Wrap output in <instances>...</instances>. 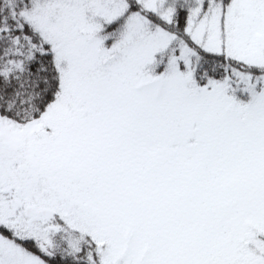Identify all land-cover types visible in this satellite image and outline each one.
Returning <instances> with one entry per match:
<instances>
[{"label": "snow or ice", "instance_id": "6c2138e0", "mask_svg": "<svg viewBox=\"0 0 264 264\" xmlns=\"http://www.w3.org/2000/svg\"><path fill=\"white\" fill-rule=\"evenodd\" d=\"M0 264H264V0H0Z\"/></svg>", "mask_w": 264, "mask_h": 264}]
</instances>
